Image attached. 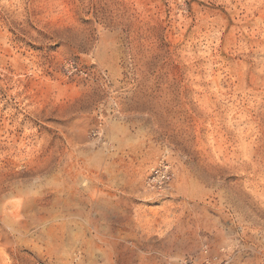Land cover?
Masks as SVG:
<instances>
[{"label":"rangeland","instance_id":"1","mask_svg":"<svg viewBox=\"0 0 264 264\" xmlns=\"http://www.w3.org/2000/svg\"><path fill=\"white\" fill-rule=\"evenodd\" d=\"M184 259L264 264V0H0V264Z\"/></svg>","mask_w":264,"mask_h":264},{"label":"built area","instance_id":"2","mask_svg":"<svg viewBox=\"0 0 264 264\" xmlns=\"http://www.w3.org/2000/svg\"><path fill=\"white\" fill-rule=\"evenodd\" d=\"M171 167L167 164H161L158 168H156L152 175L149 178V181H154L156 178H160L159 181L155 182L154 187H158L160 189L163 188L172 178ZM182 264H199L190 259H184ZM202 264H229L228 262H216V261H207Z\"/></svg>","mask_w":264,"mask_h":264},{"label":"bare ground","instance_id":"3","mask_svg":"<svg viewBox=\"0 0 264 264\" xmlns=\"http://www.w3.org/2000/svg\"><path fill=\"white\" fill-rule=\"evenodd\" d=\"M160 180V178H156L155 180H154V182H157V181H159Z\"/></svg>","mask_w":264,"mask_h":264}]
</instances>
